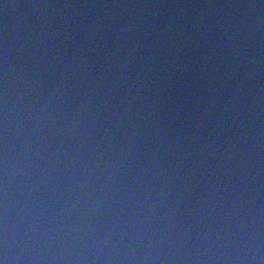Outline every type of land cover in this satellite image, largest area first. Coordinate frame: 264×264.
<instances>
[{
	"label": "water",
	"instance_id": "95a60500",
	"mask_svg": "<svg viewBox=\"0 0 264 264\" xmlns=\"http://www.w3.org/2000/svg\"><path fill=\"white\" fill-rule=\"evenodd\" d=\"M3 264H264V23L0 0Z\"/></svg>",
	"mask_w": 264,
	"mask_h": 264
},
{
	"label": "snow or ice",
	"instance_id": "6c2138e0",
	"mask_svg": "<svg viewBox=\"0 0 264 264\" xmlns=\"http://www.w3.org/2000/svg\"><path fill=\"white\" fill-rule=\"evenodd\" d=\"M0 264H2V261H0Z\"/></svg>",
	"mask_w": 264,
	"mask_h": 264
},
{
	"label": "clouds",
	"instance_id": "9594fccd",
	"mask_svg": "<svg viewBox=\"0 0 264 264\" xmlns=\"http://www.w3.org/2000/svg\"><path fill=\"white\" fill-rule=\"evenodd\" d=\"M2 264H3V262H2Z\"/></svg>",
	"mask_w": 264,
	"mask_h": 264
}]
</instances>
